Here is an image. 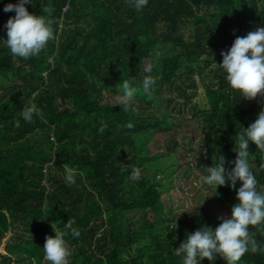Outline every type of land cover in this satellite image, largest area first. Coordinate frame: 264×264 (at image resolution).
<instances>
[{
  "label": "trees",
  "instance_id": "16d2710c",
  "mask_svg": "<svg viewBox=\"0 0 264 264\" xmlns=\"http://www.w3.org/2000/svg\"><path fill=\"white\" fill-rule=\"evenodd\" d=\"M16 2L0 0V36L15 14L3 6ZM26 7L36 15L51 8L54 39L27 59L0 44V264H49L42 248L45 236L54 235L52 223L67 233L68 264H183L175 249L185 234L230 216L235 190L204 185L208 194L198 195L200 189L180 212L172 190L166 209L161 189L174 187L175 175L191 186L196 181L177 161L161 170L159 161L177 159L180 143L172 137L160 146L157 136L180 125L177 115L185 117L184 101L195 94L198 77L208 108H193L203 129L201 151L193 154L203 174L216 155L225 157L226 169L233 166L235 136L255 120L264 95L247 105L215 63L236 36L264 26V0H148L139 12L129 0H34ZM167 46L172 49L159 56L156 49ZM145 75L155 81L148 93L140 87ZM123 80L137 87L128 110L104 101ZM160 90L175 95L169 113L152 108V91ZM33 103L41 115L24 121L22 107ZM152 141L164 151L151 154ZM249 152L264 190V151L250 142ZM65 164L76 169L72 184L64 179ZM133 168L138 180L131 178ZM207 195L218 206L215 215L202 211ZM167 211L178 214L167 217ZM136 213L141 216L133 222ZM68 220L78 236L64 228ZM249 227L264 245V225ZM211 264L227 262L217 256ZM238 264H264V252L248 251Z\"/></svg>",
  "mask_w": 264,
  "mask_h": 264
},
{
  "label": "clouds",
  "instance_id": "9594fccd",
  "mask_svg": "<svg viewBox=\"0 0 264 264\" xmlns=\"http://www.w3.org/2000/svg\"><path fill=\"white\" fill-rule=\"evenodd\" d=\"M147 3L148 0H129L130 6L137 12L143 10ZM29 4L34 5V0H17L16 3L4 4V12L14 11L15 14L3 25L6 37L0 36V44L11 55L24 59L39 55L48 42L54 39L49 19L51 8L41 7V14L36 15L28 11L26 5ZM220 55L222 59L219 65L214 63L223 72L230 89L238 91L240 97L247 99L264 95V26L249 30L243 36H236L227 51L221 50ZM150 69L151 65H148L143 71L149 73ZM154 83L151 75H145L140 87L148 93ZM118 85L115 94L117 104L128 110L137 94V87L129 80L119 81ZM34 114L41 115L34 103L22 107L21 116L24 121H31ZM235 137L233 151L236 156L233 161L228 162L233 166L226 169L225 157L216 155L212 166L205 167L206 171L202 176V184L215 191L218 186L226 184L235 190V203L230 208V216L218 217L220 222L215 227L201 224L198 229L185 234L175 249L183 264H201L204 258L211 264L217 256L226 260L227 264H238L240 257L248 251L264 252V245L258 244L249 227L264 225V190L258 189V180L249 160L250 142L264 151V106L255 120L246 128L242 127ZM259 167L264 169V163ZM63 169L66 183L72 184L76 169L66 164ZM139 176V170L133 168L131 178L138 180ZM72 223L68 220L64 223V228L70 229L71 235L76 237L79 232L72 227ZM51 227L54 235L45 236L43 259L49 264H68L70 252L65 239L67 233L53 223Z\"/></svg>",
  "mask_w": 264,
  "mask_h": 264
},
{
  "label": "rangeland",
  "instance_id": "374dc122",
  "mask_svg": "<svg viewBox=\"0 0 264 264\" xmlns=\"http://www.w3.org/2000/svg\"><path fill=\"white\" fill-rule=\"evenodd\" d=\"M185 33L187 36H189L191 33V29L187 28L185 30ZM167 48L168 46L164 48L158 47L156 49V52L159 56H163L164 53H167L169 50L172 49L171 47L169 49ZM196 80L199 83V85L195 90V94L192 95L190 100L184 101L185 117H181L177 115L180 125L175 127L173 130H170L168 132H165L164 134L157 136V141L159 142L160 146L168 145L172 137H174L177 140V142L180 143V146L178 147L176 152V155H178V157L176 156L177 159L168 158V160L161 159L159 161L161 170L165 171L167 167L170 165L169 162L172 163L174 161H177L178 163H180L183 169L187 168L189 173H193V175L191 174L192 176L191 179L196 181L195 183L196 185H192V186L190 184L191 183L190 180H187L183 183V181H180L178 179L177 176L180 175L178 174L174 176L175 178H177V180H174V184H175L174 187L168 186L166 188L161 189L162 200H163L162 203L164 204L166 209L170 208L171 205L169 198L171 196L172 190H175L178 193V196L175 198L176 208L178 212H180L181 208L184 209L189 207L186 201L190 199L193 194H195L196 192L198 193L200 189L201 190L198 195L202 193L208 194L207 193L208 191L205 188H203L204 185L202 184V176L204 175L202 173L203 164L201 165V160L199 156L193 154L194 151L197 152L201 151V147H202L201 144L203 143L202 123L200 118H197L192 114L193 108L196 107L195 111H198V108L199 109L208 108V102L205 95L206 94L205 90L202 84L200 83L198 77H196ZM189 92L192 93V90H190ZM115 94H117V91L114 94L112 93L104 94V101L110 102L111 104H116L117 97ZM152 94L154 95L152 97L153 99L152 108L156 107L159 108L161 112L169 113L170 110L167 108V103L169 102V99L175 97V95L165 94L161 90L158 93L152 91ZM250 101L251 99L245 98V102L247 105H249ZM169 121H173L172 117L169 118ZM148 145L151 148V154L159 153V151L160 152L164 151V149H159L158 147L157 148L154 147L153 141L150 142ZM182 168L177 169V173L183 170ZM163 176L164 175L162 172L158 174V178ZM166 184H168L167 181ZM202 203L203 205H205L204 210H202L203 212L211 215H215L218 212V206L215 205V203L212 201L211 198H209L208 195L202 197ZM194 207H196V205ZM174 214H178V213L174 212ZM174 214H171L168 211L166 212L167 217H175ZM140 216H141L140 213L130 214V217L132 218L133 222L139 221ZM154 216L155 213L150 212L148 216L149 220H153ZM1 253L6 254L4 246L1 248Z\"/></svg>",
  "mask_w": 264,
  "mask_h": 264
},
{
  "label": "water",
  "instance_id": "95a60500",
  "mask_svg": "<svg viewBox=\"0 0 264 264\" xmlns=\"http://www.w3.org/2000/svg\"><path fill=\"white\" fill-rule=\"evenodd\" d=\"M4 241H6V239Z\"/></svg>",
  "mask_w": 264,
  "mask_h": 264
}]
</instances>
